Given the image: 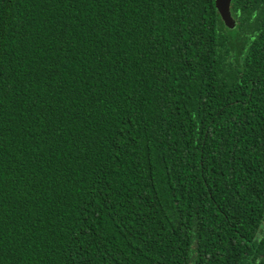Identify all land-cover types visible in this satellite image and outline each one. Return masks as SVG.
Wrapping results in <instances>:
<instances>
[{"label": "trees", "instance_id": "obj_1", "mask_svg": "<svg viewBox=\"0 0 264 264\" xmlns=\"http://www.w3.org/2000/svg\"><path fill=\"white\" fill-rule=\"evenodd\" d=\"M0 0V264H264V0Z\"/></svg>", "mask_w": 264, "mask_h": 264}, {"label": "water", "instance_id": "obj_2", "mask_svg": "<svg viewBox=\"0 0 264 264\" xmlns=\"http://www.w3.org/2000/svg\"><path fill=\"white\" fill-rule=\"evenodd\" d=\"M215 8L218 11L221 20L227 28H233L236 25V20L231 14V0H214Z\"/></svg>", "mask_w": 264, "mask_h": 264}]
</instances>
